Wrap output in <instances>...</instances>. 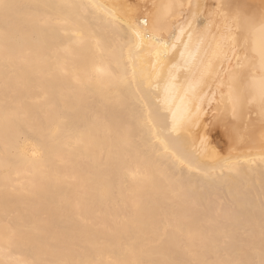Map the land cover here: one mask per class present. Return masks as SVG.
I'll use <instances>...</instances> for the list:
<instances>
[{"label": "bare ground", "instance_id": "6f19581e", "mask_svg": "<svg viewBox=\"0 0 264 264\" xmlns=\"http://www.w3.org/2000/svg\"><path fill=\"white\" fill-rule=\"evenodd\" d=\"M262 22L264 0H0V264H264ZM182 30L214 64L191 104L182 45L158 63L136 35Z\"/></svg>", "mask_w": 264, "mask_h": 264}, {"label": "snow or ice", "instance_id": "6c2138e0", "mask_svg": "<svg viewBox=\"0 0 264 264\" xmlns=\"http://www.w3.org/2000/svg\"><path fill=\"white\" fill-rule=\"evenodd\" d=\"M261 33L264 34V22L261 23ZM137 38L139 40H148L151 41L154 46L155 56L157 58V62H163L169 60V53L175 51L182 45L183 50L180 51V58L183 60L185 57H188L191 60V65L186 69L185 80L187 83V87L184 89V97L183 99L187 101L189 104L198 100L199 92L208 86V80L213 75L214 64L213 60L209 58L208 51H205L203 56L199 55V48L194 52L191 48L193 42V35L191 33H185L183 30L181 34L176 37L175 42H169L165 38L157 35L147 34L145 33L143 36L139 32L136 33ZM187 36V42H185L184 37ZM235 38L230 35H224L220 37V42L216 45V51L211 53L212 57L217 59L221 57L227 56V53L224 51L228 41H234ZM235 48V44L232 45ZM235 55V53H233ZM260 55V65L261 70L264 71V43L261 44L259 49ZM199 59L197 60V58ZM163 69V65H162ZM161 69V70H162ZM232 80H235L236 77H232ZM176 80L178 77H172L170 83L166 86V90L177 89ZM259 93L262 103V111H264V77H261L259 81ZM229 89V97L233 99L234 103H239L240 96L237 95L233 97V84L230 82L228 85Z\"/></svg>", "mask_w": 264, "mask_h": 264}]
</instances>
